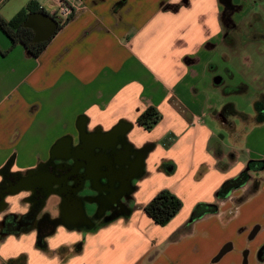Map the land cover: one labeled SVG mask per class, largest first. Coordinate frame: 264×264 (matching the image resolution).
I'll use <instances>...</instances> for the list:
<instances>
[{"label": "crops", "instance_id": "crops-1", "mask_svg": "<svg viewBox=\"0 0 264 264\" xmlns=\"http://www.w3.org/2000/svg\"><path fill=\"white\" fill-rule=\"evenodd\" d=\"M7 1L0 0L5 20L14 16L4 10ZM29 1L11 8L16 14ZM33 1L56 19L54 0ZM247 2L232 22L249 11ZM224 13L222 0H80L38 56L12 45L0 29V187H6L0 226L7 215L30 210L35 184L44 185L33 180L51 178L56 165L86 171L75 195L79 207L50 191L43 211L91 218L103 209L96 186L106 179L100 170L112 164L106 149H116L115 128L132 149L146 147L134 166L135 189L119 199L113 215L105 208L94 222L63 221L43 237L36 227L1 235L0 264H264V169L217 196L249 160H264L257 95L255 112L245 114L213 81L214 58L226 57ZM256 76L259 93L264 75ZM148 107L160 119L145 129L136 119ZM94 136L109 139L102 156ZM10 174L24 176L26 184L6 180ZM162 189L182 207L158 225L143 207ZM199 202L215 204L216 211L191 220Z\"/></svg>", "mask_w": 264, "mask_h": 264}, {"label": "flooded vegetation", "instance_id": "flooded-vegetation-1", "mask_svg": "<svg viewBox=\"0 0 264 264\" xmlns=\"http://www.w3.org/2000/svg\"><path fill=\"white\" fill-rule=\"evenodd\" d=\"M225 5V17L228 19L229 22V32L225 34L224 37V43L226 47L228 45L234 44L236 41L235 35H232V32L236 29H238L237 37L240 39L242 44L248 43V42H257L258 44L264 45V17L261 16L259 9V6L261 7V1L260 0H242L239 3L232 4V0H222ZM247 4H250V9L247 12V15L254 10L253 13V21L251 23L246 24V27L248 30H244V28L240 25L239 22H242V20L245 18L244 16L238 20V22H232L231 21V15L235 11H241L243 7ZM263 7V6H262ZM264 8V7H263ZM249 32V34L247 33ZM258 56H264V49H259ZM226 58V57H225ZM255 63V62H254ZM230 66V65H229ZM255 67V66H254ZM231 68V67H230ZM213 81L216 83L223 84V78L219 74H215ZM244 86L241 85L239 87H236V91L244 90ZM259 102L260 105L264 103V101H256ZM262 108L259 109L258 115H262L261 113ZM257 115V117H258ZM115 134L114 138L117 142V145L115 146L116 149L113 150V148H110L108 144V138L102 137L106 136V134L102 133V136L96 137L94 136V140L97 146L100 147V152L97 153V156H102V152H105V148H107L108 157L112 158V164L111 166L105 165L103 170H100V174L105 175L106 179L105 182L98 184L96 188L99 190L98 198L102 200V208L107 210L108 213L107 216L113 215L118 209L119 205H114L111 202L113 201H119L121 198H127L132 191L135 189L134 185L132 184V175L136 173L134 166L139 165V162L141 161V154L145 151V148L141 149H132L127 143L125 142V139L123 138V134L121 133V129H119V126L115 128ZM87 143V142H86ZM112 156V157H111ZM62 170V169H61ZM54 171H60V168L57 169V167H52L50 170V173L53 175ZM63 172V171H62ZM14 174L8 175L6 177V180H15V182H21L25 183V177L24 176H18ZM75 178L74 182H71V186H65L63 184V181L59 178H54L53 176L50 178L48 177H42L38 180H33V183L37 184H44L43 186H38L35 184L33 188V195L31 196L34 198V204L28 210L27 212L20 214V215H7L0 226V236L10 233V232H17L21 228L25 227H36L38 233L40 236H44L47 232L52 231L55 229L58 223L60 222H75V223H89L94 222L96 219L103 216V209H96L94 211L91 218H82V217H67L65 215V211H62L57 216H50L48 212H44L43 208L45 206V195L50 191H56L61 192L63 194V197L67 198L69 197L70 205L74 208L79 207V199L75 197V194L73 191L76 189H79L81 186V180L80 178H76L75 176H72ZM70 178V177H69ZM94 182V181H93ZM92 186L95 187V184L92 183ZM6 188L5 185H1L0 189ZM45 198V199H44ZM93 197H88V199H92ZM102 220V219H101Z\"/></svg>", "mask_w": 264, "mask_h": 264}, {"label": "trees", "instance_id": "trees-1", "mask_svg": "<svg viewBox=\"0 0 264 264\" xmlns=\"http://www.w3.org/2000/svg\"><path fill=\"white\" fill-rule=\"evenodd\" d=\"M45 12L43 8L37 6L35 1H29L24 8L18 11L11 19L5 20L0 17V29L10 39L12 45L21 43L26 51L32 56H38L47 41L32 42L33 31L30 28H25L22 23L29 13ZM67 20L65 23H67ZM65 23H58V28H61ZM256 109L262 108L259 102L255 103ZM259 120H264V115H258ZM160 114L154 107H148L142 111L136 119V123L143 126L145 129H150L158 120ZM161 169L170 174L173 172L174 167L171 165L161 163ZM264 169V160H249L244 170L239 172L236 176L227 179L223 182L217 190V196H227L233 189L243 186L250 178L251 172H257ZM182 207V201L169 192L167 189L160 190L154 195L143 207L145 213L158 225H165ZM216 211V205L213 203L199 202L195 204L192 209L190 219L194 220L203 214L213 213Z\"/></svg>", "mask_w": 264, "mask_h": 264}, {"label": "rangeland", "instance_id": "rangeland-1", "mask_svg": "<svg viewBox=\"0 0 264 264\" xmlns=\"http://www.w3.org/2000/svg\"><path fill=\"white\" fill-rule=\"evenodd\" d=\"M8 1L4 10L6 11L10 7L9 12L11 15L9 16L15 15V10L17 9L13 7L11 8V5L13 6L16 0ZM260 1L262 2L261 5L264 7V0ZM262 6H259V9L257 10L260 11L261 16L264 17V8ZM253 13L254 10H252L248 15L246 13L244 16L245 18L242 20V22H239L245 31L248 30L246 24L253 21ZM236 32H238V29L235 28V30L232 32V35H235V37L237 38L234 44L228 45V47L222 46L224 49H226V58L217 55L213 61H215L214 63H217L218 65L217 74H219L223 78V84L221 87L226 88L228 91V95L226 96L227 102L235 104L245 114H250L254 113L256 110L255 106L253 105L256 95V101H264V89L257 93L253 80L254 77H257L256 75L258 74L264 75V58H261V56H258L257 54L258 51H260L259 49H264V45L258 44L257 42H248L242 44L240 39L237 37ZM247 33L249 34L248 31ZM241 55H248L247 61H244L242 58H240L239 56ZM253 61L255 62V67L253 66ZM22 66L23 65H21V67ZM241 85L245 87L244 92H241L243 90H241L240 92L236 91L235 88ZM229 139L231 138L226 135V145L230 144L231 140ZM256 148L259 149V147Z\"/></svg>", "mask_w": 264, "mask_h": 264}, {"label": "water", "instance_id": "water-1", "mask_svg": "<svg viewBox=\"0 0 264 264\" xmlns=\"http://www.w3.org/2000/svg\"><path fill=\"white\" fill-rule=\"evenodd\" d=\"M22 26L25 28H30L33 31L32 42L37 43L48 41L52 37V35L57 31L58 21L46 12H33L27 15L26 19L22 23ZM56 166L57 169L60 168V171H54L52 176L56 179L59 178L62 180L65 186L70 187L71 185L68 184V181H75V178L72 176L80 178V188L73 191V193L76 195L83 188V184L86 181V171L80 172L79 168L76 167H61L60 165ZM46 197L47 194L45 195V198ZM113 204L118 205V201H113Z\"/></svg>", "mask_w": 264, "mask_h": 264}, {"label": "built area", "instance_id": "built-area-1", "mask_svg": "<svg viewBox=\"0 0 264 264\" xmlns=\"http://www.w3.org/2000/svg\"><path fill=\"white\" fill-rule=\"evenodd\" d=\"M57 8L53 13L58 23H65L73 15L75 6L80 0H54Z\"/></svg>", "mask_w": 264, "mask_h": 264}]
</instances>
